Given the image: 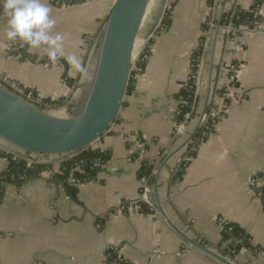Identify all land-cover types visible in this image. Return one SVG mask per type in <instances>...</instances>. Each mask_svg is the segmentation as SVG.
<instances>
[{
	"label": "crops",
	"instance_id": "1",
	"mask_svg": "<svg viewBox=\"0 0 264 264\" xmlns=\"http://www.w3.org/2000/svg\"><path fill=\"white\" fill-rule=\"evenodd\" d=\"M113 1L55 6L46 0L56 20L53 32L65 36V55L81 57L79 73L63 59L49 62L42 49L28 47L34 59L18 57L19 41L6 39L7 17L0 12V81H15L51 101L50 115L78 112L85 99L79 102L80 87L97 61L93 39L100 37ZM235 1L248 8L255 0ZM161 3L153 1L156 9L143 26L142 34L155 32L147 64L111 129L94 143L110 153L102 171L95 181L70 185L75 192L69 194L59 179L57 197L53 179L64 175L59 162L38 178L7 184L0 196V264H111V249L131 264H264V0L261 28L229 40L214 0H165L171 23L157 32ZM221 62L240 65L235 86ZM65 72L76 88L66 83ZM192 76V110L179 127L177 96ZM222 88L217 102L228 100L224 114L178 177L192 135L212 118L210 101ZM2 150L0 174L8 166ZM144 162L153 165L146 178ZM144 190L151 205L140 213L136 203ZM227 223L246 231L261 255L223 253L217 245Z\"/></svg>",
	"mask_w": 264,
	"mask_h": 264
},
{
	"label": "water",
	"instance_id": "2",
	"mask_svg": "<svg viewBox=\"0 0 264 264\" xmlns=\"http://www.w3.org/2000/svg\"><path fill=\"white\" fill-rule=\"evenodd\" d=\"M153 1H113L101 33L88 92L75 114L65 118L50 115L42 106H34L0 85V140L7 144L0 143V149L30 161L31 154H40L47 156L45 162L62 163L65 174L53 179L56 197V183L69 177L73 157L83 158L84 150L94 147L118 118L131 79L134 43L142 33ZM164 4L162 0L154 28L163 14ZM143 36L148 39V33ZM260 201L264 209V187Z\"/></svg>",
	"mask_w": 264,
	"mask_h": 264
},
{
	"label": "trees",
	"instance_id": "3",
	"mask_svg": "<svg viewBox=\"0 0 264 264\" xmlns=\"http://www.w3.org/2000/svg\"><path fill=\"white\" fill-rule=\"evenodd\" d=\"M55 1V0H54ZM67 5H73L82 3L86 0H59ZM211 1V0H209ZM229 15V14H228ZM228 15H223L221 17V24L226 21ZM252 14L247 12L243 8L236 7L233 13L232 22L234 25H242L249 24L251 20ZM171 23V8H166L163 11L159 27L157 28V32L159 30H166L169 28ZM152 43V39L148 40V44L143 52V54L139 57V60L136 62L137 67L144 70L147 64V57L150 54V46ZM19 49L15 51V54L24 59L25 57H30L34 59V56L31 57L27 52L28 46H21V43H18ZM98 49V43H97ZM146 56V58L144 57ZM47 61V60H45ZM64 79L69 86L75 85L76 81L67 77V72L64 73ZM135 78L133 75L131 76L129 87L127 90V94H129L133 89V83ZM232 86L235 84L230 83ZM225 92L224 88L216 91V94L221 95ZM195 94V82L194 76L191 77V80L186 84V86L181 90L178 94L177 99H181L180 103L177 107V114L175 116L176 123L179 124L184 120V115L187 112H191L193 101ZM45 103L48 105L51 104V101L45 99ZM225 106L228 104V100H224ZM217 120V118H210L208 116L207 121L197 128V130L192 135V142L188 145L187 151L185 152L182 161L180 162V170L177 172L178 177L181 176L182 172L185 170V166L190 162L191 158L195 156V152L197 147L201 144V142L205 141L207 136L213 131V121ZM142 140L140 139V142ZM2 154H4L8 159V166L5 171L0 174V196L3 194L4 187L7 184H15L20 185L30 179L38 178L41 176L42 172L45 170L51 169L53 163L45 162L43 160H33L32 166L30 168L26 167V161L20 156H16L5 150H2ZM74 161L69 166V177H74L82 182H90L95 181L97 179L98 174L102 171L103 165L110 158V153L108 151L101 150L97 147H88L84 150V156L81 159L77 157H73ZM61 171L65 174V167L62 163ZM153 169V165L147 162H144L141 167V176L146 178L150 174ZM67 178H61V185L65 189V191L69 194L72 192L73 187L70 186ZM136 209L140 213L149 212V206L145 202L138 201L136 203ZM221 239L218 243V248L222 250L223 253L235 256L242 251L251 252L256 257L261 255L262 248L257 245H253L251 243L250 235L246 233V231L242 230L240 227L233 223H227L221 226ZM108 258L107 261L111 264H131L125 260H122L118 254L116 249L108 250Z\"/></svg>",
	"mask_w": 264,
	"mask_h": 264
},
{
	"label": "built area",
	"instance_id": "4",
	"mask_svg": "<svg viewBox=\"0 0 264 264\" xmlns=\"http://www.w3.org/2000/svg\"><path fill=\"white\" fill-rule=\"evenodd\" d=\"M52 4H54L55 6H66L67 4L59 1V0H50ZM262 0H255L254 3L252 4L251 7L248 8H243L244 10H246L247 12H250L252 14L251 20L249 24H242V25H234L232 22V17H233V13L235 11L236 7H240L238 6L237 2L235 0H214L215 4H216V8H221V14L223 15H228V17L226 18L227 22H224L223 24L219 25V28L221 30V33L229 40V38L231 39L232 36H238L247 32H251V31H256L259 28H261L262 23H261V17H260V2ZM242 8V7H240ZM162 17V16H161ZM161 20V18H160ZM160 20L156 26V31L157 28L159 27V23ZM155 32H151L148 33V39H144V34H140L137 39L140 40V45L136 47V51L134 52L133 55V59H132V64H131V76L133 75V78L139 76L142 73V69L137 67L136 62L139 60V57L143 54L147 44H148V40L153 36ZM100 38H95L93 39V43H100ZM19 49V45L16 47V50ZM146 58V56H144ZM148 58V57H147ZM146 58V59H147ZM219 67L222 69V71L224 72V74L226 75L227 81L228 82H234L237 78V74L239 71V64L236 63H224L221 62L219 64ZM0 85L10 89L11 91H13L14 93H16L18 96H20L21 98L25 99L27 102H29L30 104L34 105V106H42L44 109L47 110L48 108V104L45 103V98H43L41 95H39L37 92H35L34 90L31 89H27L25 87H23L22 85L16 83L15 81L6 79V80H2L0 81ZM217 96H219L218 94L214 93V97L211 98V104H213V108L211 111V117L212 118H218L220 116H222L224 114V105L222 103H218V98ZM71 110L70 112H74V107H70ZM190 117V112H187L184 115V120L178 124L179 127H181L184 123V121L188 120V118ZM17 156V155H16ZM19 157V156H18ZM31 157L33 158V160H44L47 156L45 155H40V154H31ZM22 158V157H20ZM26 161V167L30 168L32 166V161L23 158ZM264 182V178L262 180ZM68 182L70 183V185L72 186H83L84 184H86L87 182H82L79 181L78 179L74 178V177H69ZM255 183V182H254ZM257 185L259 183H256ZM263 185V184H262ZM260 186V185H258ZM140 201H144L146 204L151 205L150 203V196L148 194V192H146V190L142 191L141 195H140Z\"/></svg>",
	"mask_w": 264,
	"mask_h": 264
},
{
	"label": "clouds",
	"instance_id": "5",
	"mask_svg": "<svg viewBox=\"0 0 264 264\" xmlns=\"http://www.w3.org/2000/svg\"><path fill=\"white\" fill-rule=\"evenodd\" d=\"M0 12L7 17L4 35L8 41L42 49L49 62L63 59L77 73L83 71L80 56L65 55V36L53 32L56 20L46 0H0Z\"/></svg>",
	"mask_w": 264,
	"mask_h": 264
},
{
	"label": "rangeland",
	"instance_id": "6",
	"mask_svg": "<svg viewBox=\"0 0 264 264\" xmlns=\"http://www.w3.org/2000/svg\"><path fill=\"white\" fill-rule=\"evenodd\" d=\"M155 9L156 8H154L153 7V5L151 6V8H150V10H149V12H148V14H150V12H151V14H153V12L155 11ZM150 14V15H151ZM141 31H143V28H142V30ZM95 44H97V42L95 43ZM97 51V50H96ZM84 52H86L87 53V51L86 50H84ZM87 55V54H86ZM92 71H91V73H90V75H88V77H87V80L86 81H84V83L81 85V91H80V100H79V102L80 101H82L83 99H84V97L86 96V92L88 91V89H89V84H90V81H91V78H92ZM90 80V81H89ZM76 84H78L77 82L75 83V85H73L74 86V88H76ZM80 82H79V86H80ZM78 103H76L75 102V106L77 107V106H79V104L77 105ZM82 106V105H81ZM71 107H74V105H72Z\"/></svg>",
	"mask_w": 264,
	"mask_h": 264
},
{
	"label": "bare ground",
	"instance_id": "7",
	"mask_svg": "<svg viewBox=\"0 0 264 264\" xmlns=\"http://www.w3.org/2000/svg\"><path fill=\"white\" fill-rule=\"evenodd\" d=\"M139 43H140V40L136 39L134 43L133 53L136 51V47L140 45Z\"/></svg>",
	"mask_w": 264,
	"mask_h": 264
}]
</instances>
